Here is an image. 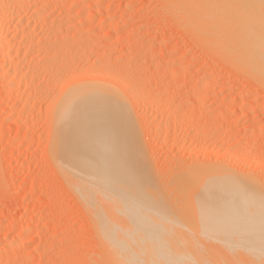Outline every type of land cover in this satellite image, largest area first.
<instances>
[{
  "label": "rangeland",
  "instance_id": "rangeland-1",
  "mask_svg": "<svg viewBox=\"0 0 264 264\" xmlns=\"http://www.w3.org/2000/svg\"><path fill=\"white\" fill-rule=\"evenodd\" d=\"M166 1L17 0L0 7V33L5 34L12 24L8 40L1 46L4 49L0 50V249L5 247V252L0 253V264H102V260L104 264L94 214L67 182L70 176L63 167L65 157L59 159L52 149L53 104L62 96L65 85L79 80L111 84L109 87L121 96L120 102L124 104L121 106L125 107L123 110L130 123L129 137L133 145L138 143L137 150L141 147V152L135 149L136 154L144 151L147 155L144 161L148 158L151 168L143 162L151 170L149 175L153 172V184H160L155 187L166 196L164 200L159 198L160 194H154L155 188L150 184L153 189L149 190V184L144 183L152 199L145 200L140 194L125 190L121 194L134 200L135 206L155 211L143 213L164 218L167 232L173 235L167 234L170 240H165L183 245L184 257L191 252L187 248L195 244L193 247L199 252L196 251V255L193 249V256L200 257V251L205 255L199 262H204L208 256L212 262L215 256L217 262H224L226 253L236 259V253L239 258L249 253L243 247V253L240 250L235 253V246L231 250L236 238L228 239L229 243L216 240L212 235L214 224H211V232L207 226L209 221L203 224L204 220L194 219L195 207L187 214L179 212L176 203L181 194H176L175 190L181 189L180 178L190 172L191 167L194 169L195 166H191L194 163L197 166L202 163V167L212 165L211 168L223 166L222 169L232 175L236 172L235 176L245 178L238 177L239 181L249 182V186L254 185L252 188L260 191L264 189V85L261 77L244 71L233 54H226L224 48L202 38V33L199 35L191 27L186 28V20L180 21L170 7L174 2ZM257 8L254 7L255 13L260 11ZM108 13L112 15L107 16ZM22 34L33 35L32 42H25ZM5 56L11 57L13 63L7 66L12 70L23 64L16 77L27 69L34 70L32 77L28 73L30 77H26L24 83L16 77L9 81L5 76L6 66H2ZM233 56L234 60L230 58ZM69 80L71 82L65 83ZM137 157L135 163L140 160ZM139 164L135 165L141 168V173L145 172ZM71 169L78 175L82 173L75 167ZM174 171L182 176L176 177L178 173L173 175ZM174 179L177 187H174ZM209 188L213 190L212 186ZM174 196L179 197L175 202ZM157 199L163 202L160 204ZM176 231L177 234H173ZM215 241L223 249L216 246ZM208 244L213 249H208ZM218 248L223 251L219 253ZM206 249L210 253L217 250L221 255L227 252L221 261V255L214 256ZM191 253L188 258L191 256L192 260ZM261 258L260 261L250 259V264L252 261L262 263ZM236 259L233 263L242 264ZM228 260L224 263L231 264ZM248 260L242 259V262Z\"/></svg>",
  "mask_w": 264,
  "mask_h": 264
},
{
  "label": "bare ground",
  "instance_id": "bare-ground-1",
  "mask_svg": "<svg viewBox=\"0 0 264 264\" xmlns=\"http://www.w3.org/2000/svg\"><path fill=\"white\" fill-rule=\"evenodd\" d=\"M15 1L17 0H0V7L1 6L3 7V5L6 4L14 3ZM98 1L101 0H91V3H95ZM168 1L170 2V0ZM241 1L235 2V0H172V2L170 3L171 4L173 2L174 3L170 7L175 10L176 13L175 12L173 13H175V15H177L180 18V21L186 20L185 22L188 25L186 28L191 27L190 29L193 30L194 32L200 33L199 35H201L202 33L201 35L202 38H207L215 46L217 45L220 48H224L226 54L227 53H229L228 55L233 54L236 57V61H238L237 64H239V66L243 68L244 71H248L249 73H252L254 77L255 76L261 77V82L264 85V0H251L250 3L244 2L245 0H243V2ZM241 3L243 5H241ZM245 3H247L248 5H246ZM239 5L243 6L241 7L242 9L240 8ZM254 7L259 8L260 11L257 8V10L259 11V13L257 12L258 14L255 13L256 9H254ZM244 8L246 9L245 11ZM222 14H224V17L222 16ZM111 15L112 13L107 14V16H111ZM8 19H10L9 16ZM11 25L8 27V31L12 28ZM8 31H5V34L0 33V50L4 49L3 48L4 46L3 47L1 46L3 44V41L6 40L8 35L10 34ZM197 33H193V35H196ZM32 37L33 35L31 34H25L24 35L25 42L31 43ZM5 50L3 51L5 52ZM215 50L217 49L215 48ZM7 54L9 56L11 55V53L9 54L8 52ZM234 56L230 58L231 59L233 58L234 60ZM226 57L228 58V56ZM11 60H12L11 57H7L4 60L2 58L3 61L2 66L3 65H4L3 67L6 66L5 76H7L8 79L10 78L9 81L13 80L16 77V74L19 71L18 68H20L21 66L23 67V64H20L21 66H18L12 70V68H10L11 67L10 62L13 63V61ZM7 65L10 67H8ZM29 66H27V68H29ZM44 67L47 66L44 65ZM32 68L34 69L35 67L33 66ZM33 72H29L28 69L24 70V72L22 70L20 77H16V78L17 80L19 78V81L24 83V79H26L27 74L29 73L30 75ZM30 76H28L27 78L29 79ZM72 80L73 78H71V81ZM71 81L69 80L66 81L65 83ZM54 84H56V82ZM107 85L97 80H91L86 82H82L79 80L78 83H76V81L75 82L72 81L71 83H68L67 85H65V87L67 86L66 88L63 87V89L65 88L64 91H62L63 89H61L63 93L61 92L62 94L60 93V95L62 96H59L60 98L58 100H55L56 102L57 101L58 102L56 104H53V107L54 106L55 107L52 114L53 116L52 132L54 131L52 149H54L53 151L57 153L56 155L57 157L59 156V159H61V157H65L66 162L64 163L63 167H65V171H67L68 175L70 176L67 177V182L70 184L71 188L75 189L76 193L81 197L83 204L86 207H88V209H91L92 213L94 214L95 217L94 220L98 229V235L100 236V244L103 250V254H102L103 256L102 255L101 256L104 258V264H192V262L193 264H195L196 262H198L196 264H202L206 261L207 262L211 261L210 264L211 263L216 264L217 260L215 259L216 258L218 259V257H216L215 254L221 255L219 253H221L223 250L220 251L221 249L218 248L219 249L218 251H220L219 253L217 250H215V253H210L208 249L210 248L213 249V247H210L209 246L210 243H209L207 245L208 249L206 250L209 252V254H214L216 258L212 256L211 257L214 258L213 261L215 263L212 262L211 258L209 259L208 255L206 256H208L207 259L209 260L204 259L205 261L203 262L202 260L200 261L201 262L200 263L198 260H200L201 257L203 258L204 254H201L200 251V255H201L200 257L193 256L194 254V252H192L193 249L195 253L196 251L199 252V250H195L196 248L193 247L195 244H193L192 246L193 248L192 247L191 249L190 247L187 248L188 250L186 249V246H184L185 247L184 249H186L188 252H190L191 250L192 253L191 252L190 253L192 254L193 257L192 260L194 261L191 260L190 255H189L190 257L188 258V254L190 253H188L186 256L187 259H189L187 260L186 257H184L183 255V253L185 252V250H183L182 248L183 245L181 247L178 246L179 244L178 242L173 243L165 240V238L168 239L166 235L168 234L167 236H170L172 233L169 234V232L171 231L167 232L168 228H166L165 220L163 222L164 218L161 219V217L158 214H156L157 217L155 218L154 215H150L152 211H154L153 209L149 208L144 210L143 208L135 206L134 200L129 199L121 194V191L125 190V191H130L132 193L140 194L143 198H145V200L152 199L153 197L151 198L149 196L150 194H148L149 192L147 193L145 187L148 184L149 185L151 184L152 187L155 188L154 194L156 193L160 194L159 190H157L156 187L157 186L160 187L161 185L158 184L159 182L157 183L156 181L157 178L154 182H156V184L158 185L156 186L154 185L155 183L153 184V180H152L153 172L151 173L152 175L151 177V175H149L150 172H148L151 170L150 169L148 170V166H146V163L149 164L148 158H147V162L144 161L146 160L145 156H147L143 154L144 151H142V153H139L141 154L140 156L139 154H136L137 153L136 148H138L136 146L138 143L137 144L135 143L136 146L133 145L134 143L131 141L129 137V134H131L129 127L130 123L126 119L127 115L123 110V108L125 107L121 106L124 105L122 102H120L122 98L121 96L119 97L118 95L119 93H117L116 90L110 88L111 84H109L108 86ZM16 86L18 87V85ZM245 103L244 105H246ZM140 150L141 147L139 146V149L137 151L139 152ZM137 156L140 158L139 161H141L140 164L142 166L139 164V161L138 163H135L137 161L136 159H135L136 161L134 162V158ZM142 158L143 160H141ZM143 161L146 163H144ZM135 164L137 165L139 164L142 167V170H145V172L146 171L147 172L145 173L144 171H142L141 173L140 172L141 168L139 170V168H137ZM194 164H191V166L193 167L195 166L194 169L191 167L193 169L192 170L189 167L191 171L190 172L188 171L186 173L184 171H186L187 169L184 170L183 172L185 174H183V176L179 175L178 173L179 171L177 172L174 171L173 174L175 175V173H178L176 174V177L180 178L182 176L181 178H184L183 180H181L180 178L179 184L181 183L182 184L181 186L179 185V187L181 189L177 187L178 182L176 186V182L174 179V184H175L174 187H177L179 191L181 190V192H179L177 189L175 190V193L177 192L178 195L181 194L180 199H182V204H179L180 199L176 203L179 205V208H177L178 210H180L179 212L184 211V213L182 212V214L185 213L187 214L188 210L195 207V209L193 210V214H196V218L194 219L198 218L197 222H199V219L201 221L204 220L203 224L209 221L210 224H207V226L210 227L209 229H211L210 230L211 232H212L211 224H214L215 228H213V230L215 231H213V234L212 233L211 234L214 235V238H216V240H221L226 242L228 241V239L233 238L232 240H234L236 238V240L234 241L236 244L233 243V245L230 246V247L235 246L234 247L235 253L236 251L239 252V250L242 251L241 247L245 248L246 250L247 249L249 250L248 251L249 253L246 250H245L246 252L244 253V254L247 253L249 254V255L247 254L248 256L246 255L247 257L244 254H241L242 256L243 255L245 256L244 258L249 259L248 260L249 262L247 263L244 262L247 259H244L243 257L239 258L238 253H236L238 255L236 259L235 258L236 256L235 257L230 256L231 254L229 255L228 253H226L227 251L226 252L224 251V253L228 255V256L225 255L226 258L224 257L223 259L224 262L229 259L228 261L232 262L231 264H235L233 263V261L234 259H236L239 262L241 260L242 264H248V263L250 264L251 262L250 259L252 260L257 258V260L260 261L259 259L262 257L261 258L263 260L261 261L262 263H258V262L257 263L263 264L264 263V193L262 191L264 189L260 191L258 189L252 188L254 185L249 186L248 185L249 182L246 183L245 181H243L245 178L243 177L244 178L243 179L242 175L238 176L243 179L239 181L238 177L235 176L236 172L233 173L234 175H232L225 168H224L225 170L222 169L223 166L221 168H215L216 166H214V168H211L213 167L212 165L211 167L209 166L202 167V163L201 165L197 163L198 166ZM226 166L229 165L226 164ZM72 167L77 168L82 173L78 175L71 169ZM196 167L199 168L196 169ZM233 169L235 168L233 167ZM187 173H189L188 174L189 176H187ZM71 175H75V176H71ZM146 175L148 176V179H146L147 177ZM154 177H156V174ZM189 177L191 179H189ZM250 177L254 178L255 175L254 177L252 176ZM170 179L172 180L173 178L171 177ZM142 180L144 182H142ZM147 180L152 183L148 182ZM252 180L253 179H251V183H253L254 181ZM143 183L144 185L146 184L147 185L144 187ZM149 185H148V187H150L149 190L153 189L151 188V185L150 186ZM209 186H212L213 190L210 189ZM163 193L159 195L160 197L159 196L158 197L163 198V196H166ZM177 198L179 197L176 196L173 199V201L174 202L177 201L178 200ZM191 198L193 199L192 201ZM157 200L160 201L159 199ZM161 202L163 201H160V204ZM163 204L165 205V203ZM130 211H131V216H130ZM144 211L145 212L148 211L150 212V214L146 213L147 214L146 215L145 213H143ZM216 229H218L219 231H217ZM173 234H177V231L176 233L173 232ZM170 237H173V235H171ZM213 241H211V243H214ZM207 242L204 241V243L206 244ZM201 243L202 242H200V244ZM237 243H239L238 246H240L239 248L241 249H238V247L236 246ZM215 244L217 246L218 241H215ZM219 247L222 248L223 246H219ZM231 250H233V247ZM4 252H5V247L0 249L1 254H3ZM224 253H222V255L219 257L221 261H222L221 257L223 258ZM230 253L232 252L230 251ZM197 257L199 258L197 259ZM242 259L244 260L243 261L244 263L242 262ZM224 262H220V263L225 264ZM252 263L257 264L253 261ZM102 264H103V260H102Z\"/></svg>",
  "mask_w": 264,
  "mask_h": 264
}]
</instances>
